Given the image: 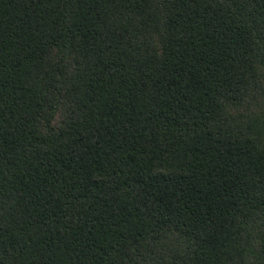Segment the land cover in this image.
I'll return each instance as SVG.
<instances>
[{"label":"trees","instance_id":"trees-1","mask_svg":"<svg viewBox=\"0 0 264 264\" xmlns=\"http://www.w3.org/2000/svg\"><path fill=\"white\" fill-rule=\"evenodd\" d=\"M0 264H264V0H0Z\"/></svg>","mask_w":264,"mask_h":264}]
</instances>
